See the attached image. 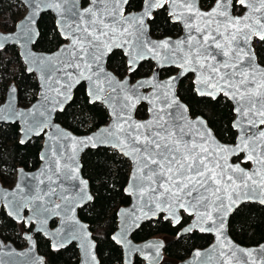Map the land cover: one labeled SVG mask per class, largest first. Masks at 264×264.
<instances>
[{
  "label": "snow or ice",
  "instance_id": "1",
  "mask_svg": "<svg viewBox=\"0 0 264 264\" xmlns=\"http://www.w3.org/2000/svg\"><path fill=\"white\" fill-rule=\"evenodd\" d=\"M30 2L36 8L41 4L52 8L61 17L58 21L60 27L68 29L64 35L71 40V47L62 50L66 55L61 63L64 68L75 67L78 74L74 76L73 73L65 72L67 80L62 82L61 78H57L54 82L60 87L52 89L65 99L68 97L61 88H70V81L78 83L80 78L89 80V95L93 102L101 98L100 94L107 89L100 83L97 75L102 71L98 61L111 48L120 47L124 48L128 57L129 71H135L137 62L150 53L158 64L175 63L183 73H196L194 90L200 96L216 99L217 95L223 93L235 103L237 119L232 126L240 130L238 143L234 146L220 145L206 129L202 119L188 122L183 113L177 118L175 112H166L173 105L176 109L180 108L175 98L170 97L175 77L163 84L146 79L129 86L127 78L121 81L104 75V81L113 92L119 89L124 93L121 112L116 113L114 110L113 126L106 131L110 138L107 142L119 147L133 160V174L127 189L129 193L144 199V206L149 203L153 205L148 208L153 216L166 213L164 218L171 219L174 224L181 222V210L189 216H195L192 224L183 229L184 232H191L194 228H199L202 232L215 229L218 247L221 249L219 264H264V245L259 250H245L233 248L230 243L219 240L223 215L240 200L259 199L264 203V131L251 132V129L264 125V69L254 64L255 57L251 55L250 47H245L250 45L253 36L264 41V0H236V3L247 9L241 17L231 15L233 0H215V4L207 12L197 6V0H144L139 13L127 15L124 14L123 6L128 0H91L88 8L79 11L76 7L77 0ZM165 2L169 3V14L174 20L184 24L187 35L175 42L168 39L159 42L145 41L142 38L145 19L151 16L154 8L163 7ZM66 17H71L73 24H68ZM21 38L30 39L31 36L25 31ZM37 63L47 69L49 79L59 71L52 64V58H48L46 64L43 61ZM29 71L32 69L29 68ZM145 85L153 87L151 96L139 93L138 90ZM158 88L166 89L162 97L155 91ZM9 91L12 93L15 89ZM112 99L109 95L108 100ZM141 99L152 102L153 116L146 122H134L130 109ZM156 99L163 101V107L159 110L156 108ZM8 107L11 108V104ZM13 116L24 117L25 113L13 110L6 115L5 110L0 109V121ZM44 123L46 121L33 118L29 127L24 130V135L27 136L30 132L38 135ZM96 141L105 142L95 136L74 141L73 152L80 144L87 146L92 143L95 146ZM20 142L25 141L22 138ZM240 152L246 153L243 162L252 161L254 164L251 172L228 163L229 156ZM55 163V171L59 172L60 160ZM70 171H75L74 166ZM24 187L28 189V195L22 201L6 205L17 214L20 207L30 199H42L39 196L32 197L31 184ZM16 189L24 191L20 184L16 185ZM10 195L15 196L16 192ZM34 211L39 214L41 209L37 207ZM150 247L158 248L162 245ZM237 253L247 259L242 260ZM194 256L199 258L201 253L197 251Z\"/></svg>",
  "mask_w": 264,
  "mask_h": 264
},
{
  "label": "water",
  "instance_id": "2",
  "mask_svg": "<svg viewBox=\"0 0 264 264\" xmlns=\"http://www.w3.org/2000/svg\"><path fill=\"white\" fill-rule=\"evenodd\" d=\"M19 3L24 8V14L22 17L15 22L13 29L9 32L0 31V50L5 47H13L16 49L17 55L20 59V62L24 68L26 74H31L34 77V80L37 84V92L34 96V100L28 104L26 107H20L17 105L16 89L11 83L8 85L4 98L0 103V109L5 110V114L9 115L14 110L16 113L24 112V117L13 116L11 119L0 121V125L7 126L15 124L18 128V143L23 145L29 142L33 138L41 137V147L38 152V166L32 171H24L21 168L15 170V176L13 184L7 188L0 185V210L3 211L6 218L10 219L14 223L23 222L24 225H31L32 228L29 232L23 233L21 237L24 241V246L21 248L14 247L10 242H3L0 240V264H44V259L36 251V242L35 236H40L46 240L49 244L51 250L57 251L66 248L69 245H73L77 253V263L78 264H98V260L95 255V243L91 238V234L88 230V226L81 222L77 218V210L88 205L92 201V195L90 193L88 183L81 177L80 174V157L86 150H95V149H109L119 155L121 158L127 161L128 163V174L126 182L123 186L122 193L124 196L128 197V204L124 207H120L115 212L116 225L115 230L110 236L111 242L119 249L121 254L122 264H131L132 259L136 257L138 260L142 261L144 264H158L161 259V251L164 244L159 239H147L139 243H134L131 240V235L138 230V228L145 222L155 221L159 216L163 220L168 221L171 226H175L174 222L171 219H165L166 213H157L152 215L148 212L149 207H153L150 203L147 206H144L145 201L142 198H139L135 194H130L127 189H129V181L133 174L134 163L130 156L125 155L119 147L114 146L113 143L107 142L110 138L107 135L106 130H110L113 126L115 120L114 110L116 113L121 112V104L123 103L124 93L117 89V92H113L111 88L107 86V82L104 81V75L107 74L111 77H114L117 80H125L127 78V83L129 86L136 84L138 81L151 79L154 80L157 84H163L167 82L170 78L175 77V81L172 85V90L170 97H174L175 100L180 105L179 109H176V106L173 105L172 108H168L166 112L171 114L175 112L177 118H179L180 113H183L184 117L188 122H195L197 118L205 120L199 116L191 117L187 111L184 109L187 107L180 102L176 95V90L185 77L189 76L191 78L192 91L198 98H207L212 99L209 96H200L194 89L195 85L193 81L197 78V74L194 72L183 73V70L180 67H177L175 63L167 64H158L157 60L152 57L149 53L144 59H141L136 64V69L144 62H149L152 65V70L149 75L146 77L130 79L128 76L117 77L111 71L106 68V60L108 55L114 51L120 52L124 59V64L128 69V57L125 55L124 48L113 47L110 51H107L106 54L98 61L99 68L102 70L97 73L100 77V83L107 89L104 93H101V98L96 99L93 102L92 96L89 95L90 91V82L86 78H80L79 82L76 83L75 80L70 81L72 86L68 89L61 88L62 92H66L67 99L64 96L58 95L54 90L60 85L55 84L57 78H61L62 82L67 80L65 72L73 73L74 76L78 74V70L75 67L64 68L61 61L64 58L66 53H63V49H68L71 47V40L66 39L64 33L68 31L67 28H62L58 24V21L61 20L59 14L54 11L52 8H46L43 4L39 8H36L30 0H14ZM84 1V5H82ZM144 0L141 1L140 7L136 11L126 12L124 5V14L129 13H139L143 7ZM213 3L207 8L203 9L199 5V0H197V6L204 12H207L213 5ZM233 4L239 6L241 13L239 15L232 14L233 17H241L245 14L247 9H245L240 4L236 3V0H233ZM91 5V0H77V10H82L88 8ZM164 8L165 14L169 17L171 23L178 25L180 29V34L177 37H161L154 38L149 34L148 21L151 20L152 14L157 9ZM170 5L165 2L163 7H156L153 9L151 16L145 19L144 23V33L143 39L145 41L159 42L165 39L170 41H177L187 35V30L182 22L174 20V18L169 14ZM34 13V15H33ZM42 14H50L53 19V25L56 33L59 38L63 41L54 51L45 53V52H36L32 49V45L35 43L38 37V31L36 28L37 21ZM31 17V19H28ZM68 24H73L71 17L65 18ZM20 27H17V26ZM29 32L31 38L24 39L21 38L23 32ZM71 34V33H69ZM79 35V33H76ZM253 38L260 40L258 37L253 36ZM243 43V41H241ZM250 45L245 47H250L251 55L255 57L253 48ZM48 58H52V64L59 69L55 72V75L49 79V72L46 68L38 66V61H43L45 64L48 62ZM221 59V57H218ZM254 64L258 65L261 69H264L261 65L258 64L255 57ZM95 67V66H94ZM29 68L32 71H29ZM173 69L174 73L166 76L160 77L159 72L162 70ZM154 73L156 75L154 76ZM96 76L93 77L95 81ZM80 84L84 87V93L89 104L97 103L99 104L106 112L107 122L98 127L97 129L83 135H74L69 130L61 127L59 124L54 122V117L57 113H61L65 107L70 103L73 95V91ZM14 88L15 92L10 93V89ZM139 93L143 96H151L154 92L153 87L145 85V87L140 88ZM155 91L159 96H163L166 89L158 88ZM109 95L113 97L112 100H108ZM218 96H221L225 99L231 106L232 120L230 123L231 129L234 131V139L231 144H225L218 141L211 129L207 126L206 129L212 133L215 141L220 145L234 146L238 143V136L240 135V130L234 128L233 122L237 119V114L234 111L235 103L225 96L223 93H220ZM216 97V98H217ZM155 98V97H154ZM11 104V108L8 105ZM139 105H143L145 110V117L138 119L135 117L136 109ZM35 106V108H34ZM163 107V101L161 99H156V108L159 110ZM153 104L147 99H141L135 102L134 107L130 109V115L134 122H146L152 119ZM31 113V114H29ZM43 113V115H40ZM122 114V113H121ZM33 118L39 119L41 121H46L39 130L37 135L34 132H30L27 136L24 135V130L29 127V124ZM184 123V121H179ZM247 127V125H245ZM264 131V125H260L258 128L251 129V132ZM249 132V135H251ZM95 136L99 137L100 140L105 142H95V146L92 143L87 144V146L80 144L78 145L75 152H73V142L79 141L81 139ZM24 139V143H21V139ZM246 153L240 152L237 155H231L228 158V163L232 165H239L240 168L245 171L251 172L255 167L252 161L243 162ZM73 157V159H69ZM235 158H239V161H234ZM60 160L61 170L56 172V163L55 161ZM249 164L248 168H244L241 164ZM68 165V167H65ZM75 168V171H70V168ZM21 170H23L21 172ZM51 177V180L49 179ZM20 184L21 188L24 191H19L16 189V185ZM26 184H31L33 191L31 193L32 197L39 196L42 199L29 200V202L22 207H20L18 214L12 212L10 207L6 205L9 202L22 201L28 195V189L24 186ZM55 189L53 192L52 190ZM16 192V195H10L13 192ZM9 194V195H6ZM245 204H256L258 206L264 207V203H261L259 199H242L235 206H233L225 215H223V223L220 226V235L219 240L224 243H230L233 248H240L245 250L256 249L259 250L261 245H264V241L253 247H242L234 243L227 234V221L231 214L238 209L240 206ZM59 206V207H57ZM39 207L41 212L37 214L34 209ZM43 209H47L44 211ZM12 212V214H10ZM183 213L188 217V222L183 226L177 234V237L186 236L192 232H195L199 235H205L210 237V243L203 249H194L189 255L182 261L177 264H219V252L220 248L218 247V236L215 229L212 231H200L199 228H194L191 232H184L183 229L188 225L192 224L195 220V216H189L183 210L179 212ZM54 222V226L49 228L50 223ZM218 225L220 222H217ZM205 227H211V225H205ZM119 241V242H118ZM150 245H162V247H150ZM214 246H217L213 250ZM199 251L201 256L196 258L194 253ZM238 256H241L242 260L247 259L242 257L241 253H237Z\"/></svg>",
  "mask_w": 264,
  "mask_h": 264
},
{
  "label": "trees",
  "instance_id": "3",
  "mask_svg": "<svg viewBox=\"0 0 264 264\" xmlns=\"http://www.w3.org/2000/svg\"><path fill=\"white\" fill-rule=\"evenodd\" d=\"M142 0H128L125 11H136ZM214 0H199V5L207 9ZM82 1V5H84ZM20 5L13 0H0V31H10L21 16H18ZM241 9L233 4L232 14L239 15ZM149 34L154 38L174 37L179 27L170 22L164 8L157 9L148 21ZM38 37L32 45L36 52L49 53L61 43L56 33L50 14H42L36 25ZM254 54L259 65L264 67V41H256ZM106 68L117 77L128 75L131 79L146 77L152 70L149 62L142 63L133 73L128 74L123 57L118 51L108 55ZM172 70H162L159 76L166 77ZM16 89L17 105L26 107L34 100L37 84L33 75L26 74L16 50L6 47L0 50V102L8 84ZM176 95L188 110L191 117L203 118L221 143L231 144L234 131L230 127L232 112L230 104L218 96L215 100L198 98L192 91L189 78L179 83ZM135 117H145L143 105H139ZM54 122L69 130L74 135L87 134L107 122L105 110L97 103L89 104L80 84L73 91L70 103L61 113H57ZM41 137L33 138L21 145L18 143V128L15 124L0 126V185L9 187L17 168L30 171L38 166V152ZM238 161V158H235ZM80 173L88 183L92 201L77 213L78 219L88 226L91 238L95 243V255L98 264H121L119 249L111 242L110 236L115 230V211L128 204V197L122 193L128 174V163L109 149L86 150L80 157ZM181 222L171 226L167 221L158 218L154 222H146L133 233V242H141L147 238L159 237L166 246L161 264H175L186 258L194 249H203L210 243V237L195 232L183 238H176L177 231L188 222V217L180 213ZM31 226L14 223L6 218L0 210V240L10 242L21 248V235L29 231ZM229 238L242 247H253L264 241V207L256 204H245L236 209L227 221ZM36 251L44 258V264H78L77 255L72 245L65 250L53 251L48 242L35 236ZM133 264H142L138 259Z\"/></svg>",
  "mask_w": 264,
  "mask_h": 264
},
{
  "label": "flooded vegetation",
  "instance_id": "4",
  "mask_svg": "<svg viewBox=\"0 0 264 264\" xmlns=\"http://www.w3.org/2000/svg\"><path fill=\"white\" fill-rule=\"evenodd\" d=\"M13 1H14V0H13ZM15 2H16V1H15ZM16 3H17V2H16ZM18 4H19V3H18ZM19 5H20V4H19ZM20 6H21V5H20ZM21 17H22V16H21ZM21 17H20V18H21ZM20 18H19V19H20ZM19 19H18V20H19ZM18 20H16V21H18ZM16 21H15V22H16ZM14 24H15V23H14ZM173 24H175V23H173ZM176 25H177V24H176ZM13 26H14V25H13ZM177 26H178V25H177ZM12 29H13V27H12ZM12 29H11V30H12ZM11 30H10V31H11ZM1 32H3V31H1ZM7 32H9V31H7ZM179 34H180V29H179V33H178L176 36H174V37L179 36ZM171 38H173V37H171ZM61 41H62V40H61ZM256 41H261V40H258V39H254V38H253L252 43H251L252 48L254 47V44H255ZM62 43H63V41H62ZM62 43H61V44H62ZM61 44H60V45H61ZM8 47H10V46H8ZM5 48H6V47H5ZM12 48H13V47H12ZM14 50H16V49L14 48ZM253 52H254V49H253ZM123 61H124V59H123ZM124 66H125V64H124ZM125 68H126V71H127V67H126V66H125ZM167 70H170V69H167ZM171 70H172V73H174V70H173V69H171ZM127 73L130 74L128 71H127ZM131 73H133V72H131ZM124 76H128V75H124ZM124 76H122V77H124ZM128 77H129V76H128ZM187 77H188V78L190 79V81H191V78H190L189 76H187ZM187 77H185V78H187ZM129 78H130V77H129ZM130 79H131V78H130ZM190 83H191V82H190ZM10 84H11V83H10ZM8 85H9V84H8ZM8 85H7V87H8ZM7 87H6V89H7ZM5 92H6V90H5ZM4 94H5V93H4ZM3 98H4V96H3ZM0 103H1V102H0ZM0 126H3V125H0ZM234 161H235V159H234ZM238 161H239V158H238ZM241 166L244 167V168H248V167H249V164H248V163H247V164H241ZM34 169H35V168H34ZM34 169H32V170H34ZM80 169H81V168H80ZM32 170H30V171H32ZM80 174H81V173H80ZM14 176H15V173H14V175H13L12 184H13V181H14ZM81 177H82V176H81ZM84 180H85V179H84ZM12 184H11V185H12ZM11 185H10V186H11ZM10 186H9V187H10ZM3 187H6V186H3ZM9 187H7V188H9ZM86 206H87V205H86ZM86 206H84V207H86ZM84 207H82V208H84ZM121 207H124V206H121ZM82 208H80V209H82ZM118 208H120V207H118ZM118 208H117V209H118ZM80 209L77 210V213H78V211H79ZM117 209H116V210H117ZM115 212H116V211H115ZM77 218H78V217H77ZM158 218H160L161 221H165V220L162 219L161 216H159ZM158 218H157V219H158ZM157 219H156V220H157ZM156 220H155V221H156ZM115 222H116V217H115ZM152 222H154V221H152ZM167 222H168V221H167ZM21 223L24 225L23 222H21ZM145 223H146V222H145ZM143 224H144V223H143ZM176 225H178V224H176ZM176 225H175V226H176ZM185 225H186V224H185ZM185 225H183V226H185ZM24 226H25V227H28V226H31V225H28V226H27V225H24ZM53 226H54V222L50 223L49 228H52ZM183 226H182V227H183ZM182 227H181V228H182ZM31 228H32V226L29 228V231L31 230ZM139 228H140V227H139ZM139 228H138V229H139ZM181 228H180V229H181ZM180 229H179V230L177 231V233H176V238H183V237H186V236L189 235V234H188V235H186V236H180V237H177V234H178V232L180 231ZM29 231H24V232H22V233H27V232H29ZM37 236H38V235H37ZM132 236H133V234L131 235V237H132ZM39 237H40V236H39ZM21 238H22V237H21ZM42 239H43V238H42ZM147 239H159V240H161L162 243L164 244L163 249H162V251H161L162 259H161V261L158 263V264H161V263H162V260H163V257H164V249H165V246H166L165 242H164L161 238H159V237H151V238H147ZM147 239H145V240H147ZM131 240H132V242H133V239H131ZM22 241H23V238H22ZM45 241H46V240H45ZM143 241H144V240H143ZM23 242H24V241H23ZM141 242H142V241H141ZM134 243H135V242H134ZM137 243H139V242H137ZM11 244H12V243H11ZM12 245H13V244H12ZM48 245H49V244H48ZM13 246H14V245H13ZM23 246H24V245H23ZM23 246H22V247H23ZM69 246H70V245H69ZM72 246H73V245H72ZM14 247H15V246H14ZM67 247H68V246H67ZM67 247H66V248H67ZM66 248L61 249V250H65ZM74 249H75V248H74ZM61 250H57V251H61ZM53 251H54V250H53ZM75 251H76V250H75ZM76 255H77V253H76ZM187 256H188V255H187ZM187 256H186V257H187ZM135 258H136V257H134V258L132 259V263H131V264H133V260H134ZM43 259H44V258H43ZM136 259H137V258H136ZM184 259H185V258H184ZM184 259H182V260H184ZM182 260H181V261H182ZM139 261H140V260H139ZM140 262H141L142 264H144L142 261H140ZM179 262H180V261H178L177 263H179ZM120 263L122 264V260H120ZM177 263H175V264H177Z\"/></svg>",
  "mask_w": 264,
  "mask_h": 264
},
{
  "label": "rangeland",
  "instance_id": "5",
  "mask_svg": "<svg viewBox=\"0 0 264 264\" xmlns=\"http://www.w3.org/2000/svg\"><path fill=\"white\" fill-rule=\"evenodd\" d=\"M17 11H18V14H19L18 16H22L24 14V8L22 6H19L18 9H17ZM21 245L22 246L24 245V242L23 241H21Z\"/></svg>",
  "mask_w": 264,
  "mask_h": 264
}]
</instances>
